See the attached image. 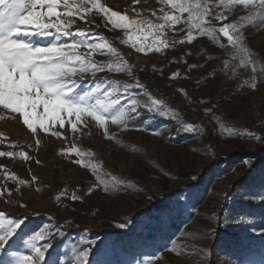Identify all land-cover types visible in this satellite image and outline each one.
<instances>
[{"label":"rangeland","instance_id":"1","mask_svg":"<svg viewBox=\"0 0 264 264\" xmlns=\"http://www.w3.org/2000/svg\"><path fill=\"white\" fill-rule=\"evenodd\" d=\"M262 164L264 0H0V264H264Z\"/></svg>","mask_w":264,"mask_h":264},{"label":"built area","instance_id":"2","mask_svg":"<svg viewBox=\"0 0 264 264\" xmlns=\"http://www.w3.org/2000/svg\"><path fill=\"white\" fill-rule=\"evenodd\" d=\"M173 20L159 12L142 19L136 28L138 38L131 43L132 49L146 51L165 44L168 41L166 32L171 28Z\"/></svg>","mask_w":264,"mask_h":264},{"label":"trees","instance_id":"3","mask_svg":"<svg viewBox=\"0 0 264 264\" xmlns=\"http://www.w3.org/2000/svg\"><path fill=\"white\" fill-rule=\"evenodd\" d=\"M261 169H263V170H264V164H262V166H261Z\"/></svg>","mask_w":264,"mask_h":264}]
</instances>
